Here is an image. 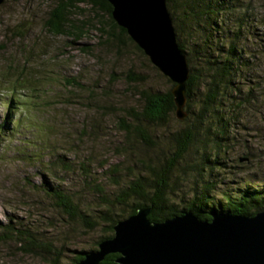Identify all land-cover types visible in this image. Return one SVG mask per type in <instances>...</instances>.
I'll use <instances>...</instances> for the list:
<instances>
[{
  "label": "trees",
  "instance_id": "16d2710c",
  "mask_svg": "<svg viewBox=\"0 0 264 264\" xmlns=\"http://www.w3.org/2000/svg\"><path fill=\"white\" fill-rule=\"evenodd\" d=\"M175 1L169 0V6H172L171 13L177 33L201 36L195 39L196 42L192 46L186 39L178 37L181 50L188 56L191 71L187 82L188 103L186 106L190 123L186 125L185 118H178L173 93L174 83L164 75L163 82L140 88L136 93L137 97L128 98L120 85L124 82L129 84V82L136 83L137 80H142L133 67L126 66L132 55L129 47H134L139 55L147 59L149 57L135 43L125 28L120 27L118 32L110 28L105 32L107 45L110 46L109 58L118 54L125 66L121 69H113L115 77L112 80L111 69L100 61L101 57L99 56L96 60L90 45L83 46L86 47L82 48L85 50L83 52H87V57L94 59L95 63L100 66L101 73L106 80L105 84L97 83L91 89L93 101L91 105L104 108L107 98L117 102L119 97L120 102L126 104V107L113 130L122 134L126 142L141 146V149L137 152L118 151L114 153L112 148V154L100 156V175H94L90 172L93 166L90 158H94V155H81L73 141L74 153L83 159L76 161L66 155L60 157L67 168L73 170V176H79L78 182L81 181L83 175L84 178L88 177L81 190L68 195L59 190L64 184L53 182L46 176L42 182L43 200L54 209H56L57 202L70 215L59 216L56 210L45 215L41 211L44 216L41 220L44 225L41 228L36 230H33L31 226L10 228L3 231L4 234L9 235L6 240L15 238L22 241L25 244L23 249L27 246L47 264H77L90 251L99 249L103 240L114 237L119 221L137 213L141 208H151L149 218L153 222L163 221L177 213L182 214L187 211L203 217L205 212L216 211L254 215L256 210L263 209L261 207L264 205V187L255 178L246 179V181L251 180L258 183L257 186H252L239 193H226L224 200L211 198L210 188L202 187L200 184L205 170L214 165L225 166L218 159L212 163L206 161L210 153L214 152L210 150V146H217L219 151L220 145L227 144L229 149L234 148L233 142L236 135L229 134L228 124L224 117L228 113V107L243 100V94L236 96L233 91L237 89L240 92V88L244 87L236 79L242 77L241 71L246 70L248 74L251 66V61L245 57L244 52L239 55L236 41H231L229 46L223 45L222 35L235 34L237 36L235 39L241 40L240 32L251 21L254 12L250 11L248 3L235 2V0H189L187 9H184L185 6L182 9L181 6L173 7ZM81 5L100 8L112 17L113 5L108 0H57L55 7L45 19L46 28L57 34L82 32L83 28L72 21L75 10ZM251 28L257 31L255 25ZM219 34L221 37L215 39ZM249 38L250 35L248 39L243 38V43L247 48ZM218 43V51L213 52V46ZM204 54L209 65L198 63ZM219 57L221 61L218 60ZM209 73H212L210 81L207 85H202V75ZM220 78L224 80L221 85L218 82ZM77 85L82 86L84 83L79 81ZM220 86L223 87L222 92H219ZM260 86L264 99V85L260 84ZM251 88L249 87L248 91ZM232 94L234 101L223 100L222 105L218 106V98L231 97ZM256 97L257 95L253 96L250 108L255 113L264 116V111L262 113L259 111L260 107ZM209 110L217 113L216 121L221 126L217 132H213L211 127H206L207 123L210 125L209 120L207 122L205 119ZM92 124L94 132L102 128L96 119ZM179 124L183 126L180 127ZM88 134H91L90 130H80L81 137ZM198 140H200V145L196 152V160H194L191 153L196 151ZM256 152L254 150L249 153L238 151L233 156L238 155L242 165H251L250 174L257 175L259 172L264 173V159L260 158L262 154L255 155ZM124 155L130 157L126 165H122L118 158ZM256 158L259 159L255 160ZM259 161L261 168L257 165ZM228 165L232 163L229 162ZM105 166L108 169H104ZM252 168L256 171H250ZM239 171L235 169L233 175L236 176ZM7 226L11 227L10 224ZM81 235H90L93 239L92 245L73 242ZM120 257L121 253H110L103 263H117Z\"/></svg>",
  "mask_w": 264,
  "mask_h": 264
},
{
  "label": "rangeland",
  "instance_id": "374dc122",
  "mask_svg": "<svg viewBox=\"0 0 264 264\" xmlns=\"http://www.w3.org/2000/svg\"><path fill=\"white\" fill-rule=\"evenodd\" d=\"M56 1L6 0L0 5V264H47L27 246L23 249L25 244L22 241L15 238L6 240L9 235L3 231L14 227L41 228L44 225L41 211L45 215H49L52 210H56L59 216L70 215L56 201L54 209L43 200L42 182L46 176L53 182L62 183L64 185L59 190L68 195L81 190L88 177L84 178L83 175L78 182L79 176H73V170H69L60 157L66 155L76 161L83 159L74 153L73 141L81 155H94V158H90L93 164L90 172L94 175H100V156L112 154V148L114 153L137 152L141 149V146L126 142L122 134L113 130L126 107L119 97L117 102L107 98L104 108L91 105V89L97 83L105 84L106 80L100 66L82 51L85 48L83 46L90 45L96 60L101 57L100 61L111 69L112 80L115 77L113 69L125 66L120 55L114 54L109 58L110 46L107 45L105 32L113 25L110 16L100 8L81 5L75 10L72 21L83 28L82 32L57 34L48 30L45 24ZM240 1L248 3L254 14L241 30V40L235 39V34H226L222 35V43L229 46L231 41H236L239 55L244 52L251 66L248 74L246 70L241 71L242 77L236 79L244 87L240 88V92L237 89L233 91L236 96L243 94V100L228 107L224 117L229 134L236 135L234 148L229 149L227 144L220 145L219 151L217 146L211 145L210 150L214 152L210 153L206 161L212 163L218 159L225 166L214 165L205 170L200 180L202 187H209L211 198L216 200H224L226 193H239L258 185L246 179L255 178L264 187V173L250 174L251 165H242L238 155L233 156L238 151L249 153L254 150L257 151L255 155L262 154L260 158L264 159V116L250 108L253 96L257 95L259 111H264L263 90L260 86L264 85V0H235ZM188 3L189 0H178L173 7L181 6L182 9L185 6L184 9H187ZM252 25L256 26V32L252 30ZM249 35L247 48L243 38L248 39ZM178 37L186 39L192 46L195 39L201 36L178 33ZM218 37L221 34L215 39ZM218 49L219 43L213 46V52ZM129 51L132 55L126 66L133 67L142 80L129 84L124 82L120 88L124 89L128 98H135L138 89L163 82L164 77L149 59L136 53L134 47L130 46ZM198 63L209 65L205 54ZM211 77L212 73L203 74L202 85H207ZM79 81L84 85H77ZM218 82L221 85L223 78ZM250 84L252 88L248 91L246 87ZM165 87L168 88L166 84ZM220 87L219 92H222L223 87ZM223 100L234 101V95L218 98L219 107ZM188 115L184 119L186 125L190 123ZM216 116V111L209 110L205 117L210 122L206 127H211L213 132L221 129ZM94 119L102 127L98 132L93 131ZM83 129L90 130L91 134L81 137L80 130ZM199 145L200 140L196 142V151L191 153L194 160ZM118 158L122 165L130 161L128 155ZM229 162L232 165H228ZM257 165L261 168L260 161ZM103 168L108 169L106 166ZM235 169L240 170L236 176L233 175ZM73 242L92 245L93 239L90 235H81Z\"/></svg>",
  "mask_w": 264,
  "mask_h": 264
},
{
  "label": "water",
  "instance_id": "95a60500",
  "mask_svg": "<svg viewBox=\"0 0 264 264\" xmlns=\"http://www.w3.org/2000/svg\"><path fill=\"white\" fill-rule=\"evenodd\" d=\"M110 1L118 21H135L132 27H122L174 83L177 116L185 118L191 71L188 56L180 48L169 0ZM261 208L254 215L216 211L200 217L187 211L158 222L149 218L151 208H141L119 221L114 237L103 240L99 249L77 264H264ZM116 252L121 253L117 263H103Z\"/></svg>",
  "mask_w": 264,
  "mask_h": 264
},
{
  "label": "bare ground",
  "instance_id": "6f19581e",
  "mask_svg": "<svg viewBox=\"0 0 264 264\" xmlns=\"http://www.w3.org/2000/svg\"><path fill=\"white\" fill-rule=\"evenodd\" d=\"M110 3L111 1L108 0ZM234 1V0H231ZM128 4L132 3V0H127ZM229 3V2H227ZM112 4V3H111ZM113 25L111 26V28H114L116 31L119 30L120 27H122V24L127 25L128 27H132L135 21H118V19L112 14V17L110 16ZM264 25V23H262ZM254 66H257V63L254 64ZM249 87H252V85L250 84L249 86L246 87V89H249ZM4 137V136H3Z\"/></svg>",
  "mask_w": 264,
  "mask_h": 264
},
{
  "label": "clouds",
  "instance_id": "9594fccd",
  "mask_svg": "<svg viewBox=\"0 0 264 264\" xmlns=\"http://www.w3.org/2000/svg\"><path fill=\"white\" fill-rule=\"evenodd\" d=\"M135 43H136V42H135ZM136 44H137V43H136ZM85 48H86V47H85ZM82 51H85V50L82 49ZM86 54H87V52H86Z\"/></svg>",
  "mask_w": 264,
  "mask_h": 264
}]
</instances>
